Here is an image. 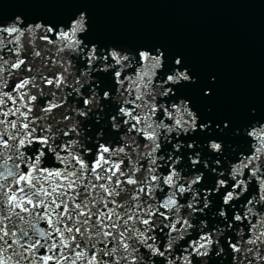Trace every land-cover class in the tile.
<instances>
[{
	"label": "snow or ice",
	"instance_id": "obj_1",
	"mask_svg": "<svg viewBox=\"0 0 264 264\" xmlns=\"http://www.w3.org/2000/svg\"><path fill=\"white\" fill-rule=\"evenodd\" d=\"M220 98L87 3L0 9V264H264V106Z\"/></svg>",
	"mask_w": 264,
	"mask_h": 264
},
{
	"label": "water",
	"instance_id": "obj_2",
	"mask_svg": "<svg viewBox=\"0 0 264 264\" xmlns=\"http://www.w3.org/2000/svg\"><path fill=\"white\" fill-rule=\"evenodd\" d=\"M81 3L107 37L162 42L183 50L202 78L218 74L222 109L264 106V0H56L51 14Z\"/></svg>",
	"mask_w": 264,
	"mask_h": 264
}]
</instances>
